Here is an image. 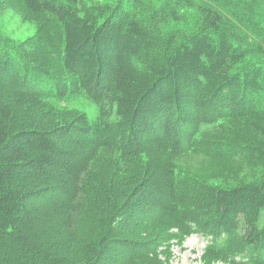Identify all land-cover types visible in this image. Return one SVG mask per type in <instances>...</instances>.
<instances>
[{
	"label": "trees",
	"instance_id": "trees-1",
	"mask_svg": "<svg viewBox=\"0 0 264 264\" xmlns=\"http://www.w3.org/2000/svg\"><path fill=\"white\" fill-rule=\"evenodd\" d=\"M208 1L102 0L81 16L63 0H1L49 33L25 46L0 37V264H102L114 243L129 254L114 264H156L151 241L128 233H198L207 258L264 264V34L237 29L250 1ZM76 96L98 107L89 127L34 108ZM152 149L234 183L150 171ZM51 183L55 203L29 209ZM144 191L159 196L154 219L131 215Z\"/></svg>",
	"mask_w": 264,
	"mask_h": 264
},
{
	"label": "rangeland",
	"instance_id": "rangeland-1",
	"mask_svg": "<svg viewBox=\"0 0 264 264\" xmlns=\"http://www.w3.org/2000/svg\"><path fill=\"white\" fill-rule=\"evenodd\" d=\"M66 4H69L74 8V14L76 15H85L88 13L90 6L97 1L102 0H63ZM203 2H209L208 0H198ZM241 6L244 5L245 1H250L253 5V16L251 18V24H246L245 26L238 25L237 29L242 31L245 35L248 36V39L254 41L256 43L261 42L264 34V0H238ZM211 4V3H209ZM239 6V7H241ZM238 8V7H237ZM243 7L239 9H235L236 12L242 10ZM48 23L43 19H39L33 14L28 13L25 9L17 6L16 4L8 5L7 3L3 4L0 0V37L5 39L10 38L14 42L20 43L21 46L28 45L29 40L34 36H42L45 33L42 32L46 29ZM239 27L242 29L240 30ZM50 31L52 29L50 28ZM261 36V37H260ZM16 42V43H17ZM7 50V46L3 44L1 52ZM12 55V54H11ZM39 105L34 108H41L45 106L48 110H53L57 117L63 119V117L68 118V121H72L73 125H76L80 129L81 126L80 120L82 118L85 119V126L89 127L91 124L95 123L98 119L99 110L96 105L85 100L82 97H74L67 102H59L54 98L39 100ZM163 118L162 116L160 117ZM159 118V120H161ZM67 121V122H68ZM79 122V123H78ZM181 127V126H180ZM183 127V126H182ZM185 129V128H184ZM186 130H180L181 133ZM150 154L155 157V161L151 157H144L142 159V163L144 165H151L153 167L150 168V171H155L156 173L163 172L162 164H167L170 167V170L173 171L174 174H178L179 170L190 173L195 176L198 180H204V182H208L210 184H233L232 178L225 177L226 173H222L223 175H214L209 172V167L204 163H196L194 158L192 160L186 161L184 158H179L175 156H171L170 159H161L159 153L155 150H150ZM116 156V155H115ZM183 157L185 155H182ZM78 157V156H76ZM189 157V156H185ZM101 163L106 162V158H102ZM160 163L158 162V160ZM168 168V167H165ZM169 169V168H168ZM169 170V171H170ZM217 172H215L216 174ZM165 174V173H164ZM223 177V178H222ZM189 179H192L191 177ZM61 185V184H60ZM55 186V190H50L49 187ZM45 185L40 184L38 189L34 190V196L28 202L29 209L36 208L39 211L43 210L46 207V202L55 203L58 190L61 186H57L54 184H48L45 188ZM56 187H59L56 190ZM142 198L140 205L141 207L133 212L132 217L139 216L140 218H148L154 219L156 218L155 208H153V203L159 200L158 194H150L147 191L142 192ZM37 210V211H38ZM130 217V218H132ZM125 221H129V217H125ZM120 220H118V224L120 225ZM262 223L264 225V213L262 217ZM129 225V224H127ZM173 233H176V230H173ZM136 235L128 234H119V238L122 242L127 243H137L140 245L138 241H143L142 244L145 245L146 242H150L151 255L156 260V264H229L224 260H214L212 258H207L205 251L206 249V240L197 234H192L186 239L179 241L178 239H171L170 241L159 239L155 236L149 237L150 239L145 240L146 234L141 235V239H139ZM138 240V241H137ZM123 247L119 244H112L110 252H108L106 259L102 262V264H114L121 259H125L129 254H127L123 249ZM146 249V248H145ZM140 250V249H139ZM142 250V247H141ZM141 253V251H140ZM107 260V261H106Z\"/></svg>",
	"mask_w": 264,
	"mask_h": 264
}]
</instances>
